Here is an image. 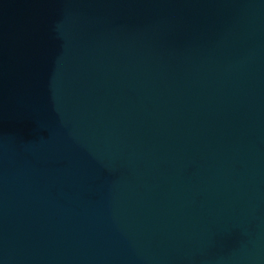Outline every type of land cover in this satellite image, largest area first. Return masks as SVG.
<instances>
[{
    "label": "water",
    "instance_id": "1",
    "mask_svg": "<svg viewBox=\"0 0 264 264\" xmlns=\"http://www.w3.org/2000/svg\"><path fill=\"white\" fill-rule=\"evenodd\" d=\"M0 264H264V0H0Z\"/></svg>",
    "mask_w": 264,
    "mask_h": 264
}]
</instances>
